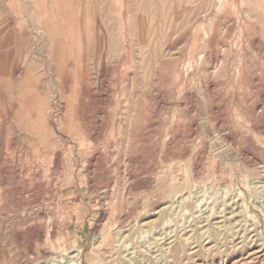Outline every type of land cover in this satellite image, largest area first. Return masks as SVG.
Instances as JSON below:
<instances>
[{"label": "rangeland", "instance_id": "rangeland-1", "mask_svg": "<svg viewBox=\"0 0 264 264\" xmlns=\"http://www.w3.org/2000/svg\"><path fill=\"white\" fill-rule=\"evenodd\" d=\"M0 264H264V0H0Z\"/></svg>", "mask_w": 264, "mask_h": 264}]
</instances>
